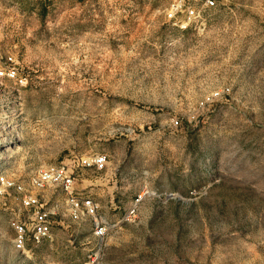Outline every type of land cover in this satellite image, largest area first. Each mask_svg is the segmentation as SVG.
Segmentation results:
<instances>
[{
	"label": "rangeland",
	"instance_id": "rangeland-1",
	"mask_svg": "<svg viewBox=\"0 0 264 264\" xmlns=\"http://www.w3.org/2000/svg\"><path fill=\"white\" fill-rule=\"evenodd\" d=\"M172 1L0 0V68L18 71L0 78V174L28 186L108 156L75 185L100 203L104 241L47 188L52 238L17 252L8 190L0 264H264V0L186 29Z\"/></svg>",
	"mask_w": 264,
	"mask_h": 264
},
{
	"label": "built area",
	"instance_id": "built-area-1",
	"mask_svg": "<svg viewBox=\"0 0 264 264\" xmlns=\"http://www.w3.org/2000/svg\"><path fill=\"white\" fill-rule=\"evenodd\" d=\"M225 0H173L167 9L168 19L181 29L188 26L203 24L208 17L224 4ZM13 58L0 68V78L17 79L18 71ZM108 156L95 154L85 158L76 165L65 163L50 164L40 168L29 180V185L18 183L0 174V200L8 190L22 194V217L10 219V227L14 231L13 244L17 252L24 253L29 243L39 245L52 238L55 211L46 207L40 192L47 188L60 190L66 194L65 209L73 221H90L94 226V234L101 241L107 234V225L99 216L100 203L92 196L79 197L76 192V170L93 167L99 171L105 170ZM145 193L137 196L133 203L132 212L145 197Z\"/></svg>",
	"mask_w": 264,
	"mask_h": 264
},
{
	"label": "crops",
	"instance_id": "crops-1",
	"mask_svg": "<svg viewBox=\"0 0 264 264\" xmlns=\"http://www.w3.org/2000/svg\"><path fill=\"white\" fill-rule=\"evenodd\" d=\"M112 181H113V184H114V188H115V184H117V181L115 180V175H113V177H112ZM29 244H31V243H29Z\"/></svg>",
	"mask_w": 264,
	"mask_h": 264
}]
</instances>
